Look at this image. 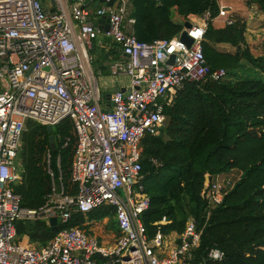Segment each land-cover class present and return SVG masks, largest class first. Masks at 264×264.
Segmentation results:
<instances>
[{
    "label": "built area",
    "instance_id": "2783aa9c",
    "mask_svg": "<svg viewBox=\"0 0 264 264\" xmlns=\"http://www.w3.org/2000/svg\"><path fill=\"white\" fill-rule=\"evenodd\" d=\"M44 1L0 0V264H201L195 260L200 232L192 218L181 234L157 230L152 239L147 237L140 221L150 205L143 191L142 141L160 135L167 121L164 108L185 82L226 77L225 69L206 64L202 41L209 21L229 26L233 13L218 6L213 19L208 10L189 15L176 36L145 43L124 27V20L134 24L128 0H103L94 12L88 10L92 0H75L69 9L64 0H52L53 12L50 1ZM102 16L109 18L103 36L118 51L110 76L128 80L124 92L110 94L107 112L91 53L102 34L94 21ZM182 32L190 45L180 40ZM64 119L73 122L77 138L71 163L77 192L65 194L60 178L50 173L45 204L23 208L13 186L21 179L18 152L25 124L53 128ZM215 177L208 178L201 193L211 207L222 202L226 189ZM104 206L113 207L117 227L108 241L88 234L86 227L94 221L83 228L57 229L41 248L16 237L17 221L49 226V219L57 218L58 228L74 213L86 215ZM166 223L162 218L157 225ZM217 251L220 258L214 256ZM206 258L220 262L224 253L212 248Z\"/></svg>",
    "mask_w": 264,
    "mask_h": 264
},
{
    "label": "trees",
    "instance_id": "16d2710c",
    "mask_svg": "<svg viewBox=\"0 0 264 264\" xmlns=\"http://www.w3.org/2000/svg\"><path fill=\"white\" fill-rule=\"evenodd\" d=\"M95 1V0H92ZM98 1V0H97ZM128 17L134 20L131 32L140 42L171 39L182 30L177 15L218 13L217 0H128ZM264 15V0H246ZM234 23L215 27L209 21L202 52L211 69H225L220 81L205 79L185 82L173 103L164 108L166 125L159 136L142 141L141 173L149 208L140 216L149 239L157 230L163 235L181 234L189 218L200 244L195 260L201 264H264V81L237 74L243 63L264 74V40L252 54L245 40L246 23L233 16ZM264 28V26H263ZM95 44V43H94ZM227 45L234 52L219 50ZM118 59L117 46L110 45ZM55 140L51 149L49 137ZM73 122L64 119L53 127L27 121L21 136L18 163L21 179L13 186L20 205L38 209L51 191L52 177L60 178L64 192L75 195L71 163L76 149ZM237 172L234 183L225 189L222 202L211 207L201 196L205 178ZM165 218L167 223L157 225ZM108 219L116 230L114 209L104 206L83 215L74 213L58 230L83 228L85 222ZM15 234L38 248L54 237L44 221H17ZM224 253L220 262L209 261L207 252Z\"/></svg>",
    "mask_w": 264,
    "mask_h": 264
},
{
    "label": "crops",
    "instance_id": "0c3cea01",
    "mask_svg": "<svg viewBox=\"0 0 264 264\" xmlns=\"http://www.w3.org/2000/svg\"><path fill=\"white\" fill-rule=\"evenodd\" d=\"M44 1V0H42ZM65 1V5L66 7L69 9L71 7V4L75 1V0H64ZM228 0H217V4L218 6H224L226 8H228L230 13H233V15L235 16H239L241 18H243L245 20L246 23V30H249V27L247 26V21L251 20V15L252 13H250V11H253L254 9H257L256 6H250L249 8H246L244 6L245 1L246 0H241L242 3H229L227 2ZM235 1V0H233ZM49 5H51L50 3H48ZM101 3H99V1L95 0L92 1L91 3L88 4V10H90L91 12L96 11L99 7H100ZM262 17L259 18V20L257 21H264V15L261 13L260 15ZM95 22V21H94ZM213 25H216L215 27H222L220 26V24L217 22H213ZM124 27L126 30H130L131 26L128 25V23L126 22V20H124ZM94 47L95 49H97V55L99 53V56L101 57V62L103 63V65L105 67H103L102 69L105 70H100L99 68L97 69V71L95 70L96 74H99L100 79L98 80L99 86L101 88V92L103 95L106 94H111L114 92V90L116 89H127L128 88V80L125 77H117V78H112L110 76V65L112 63V61L115 60V56L114 53L115 51L112 50L113 48L110 47V45L112 44V42L105 38L103 36V34H100L98 36V39L94 42ZM221 45H219L218 47H220ZM219 49V48H218ZM220 50V49H219ZM228 52H230L229 50H227ZM100 61V60H99ZM225 175H219V177L217 176V178H219V180H223V181H227L226 178L224 177ZM216 177H213V179ZM116 230L114 229H108L107 228V235L104 236V238L102 237V240L104 241H108L109 238H111L114 234H115Z\"/></svg>",
    "mask_w": 264,
    "mask_h": 264
},
{
    "label": "rangeland",
    "instance_id": "374dc122",
    "mask_svg": "<svg viewBox=\"0 0 264 264\" xmlns=\"http://www.w3.org/2000/svg\"><path fill=\"white\" fill-rule=\"evenodd\" d=\"M238 3H242L241 0H228L227 2L229 3H234L236 4L237 2ZM45 2V1H44ZM46 4H47V1H46ZM244 6L246 8H249L246 6V4H244ZM250 13H252L251 15V20L247 21V26L249 27V30L250 31H247L245 32V40H246V43L247 45L249 46L252 54H255L257 55L256 53L258 52L256 50L257 46L259 45L260 42H263L264 40V21H257L259 20V18L262 19V17L260 16L261 15V12H259L257 9H254L253 11H250ZM174 20L176 21H180L182 22L183 21V18H180L178 17L177 15L174 16ZM213 26H216V25H213ZM220 50H223V51H227L229 50L230 52H234L235 49L230 47V46H227V45H221L220 47H218ZM97 49H95V47L93 46L92 48V58H93V63H92V66H93V69L97 71V69L99 68L100 70H103L102 68L105 67L103 65V63L101 62V57L99 56V53L97 55ZM100 60V61H99ZM105 70V68H104ZM103 70V71H104ZM237 74L238 75H241L242 77L245 76V77H254V78H259L261 79L262 81H264V74L263 73H259L257 71H253L250 66L246 65L243 63V68L241 67V70H237ZM98 80L100 79V76L99 74H96ZM226 178L227 181H222L221 180V183H224L223 186L224 188L228 189L230 187V184H233L234 181L237 179L238 177V173L237 172H231L227 175L224 176ZM226 183H229V184H226ZM225 190V189H224ZM107 228L109 229V221L108 219H105V220H102L100 222H95V223H91L89 224L87 227H86V230L88 232V234H91V235H96L97 237L99 238H104V236H106L108 233H107ZM34 247H37L35 245H32Z\"/></svg>",
    "mask_w": 264,
    "mask_h": 264
},
{
    "label": "water",
    "instance_id": "95a60500",
    "mask_svg": "<svg viewBox=\"0 0 264 264\" xmlns=\"http://www.w3.org/2000/svg\"><path fill=\"white\" fill-rule=\"evenodd\" d=\"M49 1H50L51 6H52L49 11L53 12L55 10L54 3L52 2V0H49ZM98 1L101 4L103 3V0H98ZM94 26H96L101 31L102 34H105L109 30V18L107 16H102V17L98 18L94 22ZM183 26L185 28H189L190 27V23L189 22H184ZM180 40L185 42L187 45L191 44V39H189L187 37L185 32L181 33ZM172 60H173V57L171 58L170 63H172ZM118 90H120L121 92L125 91L124 89H116V90H114V92H116ZM104 99H105V104H106V107L104 108V111L107 112L106 108L109 107V105H110V101H109L110 100V95L106 94ZM47 131H48L49 134H51L52 131H53V128L51 126H47ZM49 143H50L51 149H53L54 148V144H55V140H54L53 136L49 137ZM207 182H208V178L206 177L205 178V183H207ZM49 228H50V230H51L53 235H55L57 233V229H58L57 228V218H50L49 219Z\"/></svg>",
    "mask_w": 264,
    "mask_h": 264
},
{
    "label": "clouds",
    "instance_id": "9594fccd",
    "mask_svg": "<svg viewBox=\"0 0 264 264\" xmlns=\"http://www.w3.org/2000/svg\"><path fill=\"white\" fill-rule=\"evenodd\" d=\"M215 258H220L221 257V253H219L218 251L214 253Z\"/></svg>",
    "mask_w": 264,
    "mask_h": 264
}]
</instances>
